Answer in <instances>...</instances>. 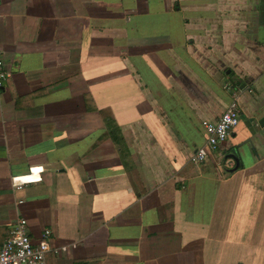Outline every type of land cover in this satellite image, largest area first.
Masks as SVG:
<instances>
[{"label": "crops", "instance_id": "obj_1", "mask_svg": "<svg viewBox=\"0 0 264 264\" xmlns=\"http://www.w3.org/2000/svg\"><path fill=\"white\" fill-rule=\"evenodd\" d=\"M0 48V248L25 218L45 264H264V0H0Z\"/></svg>", "mask_w": 264, "mask_h": 264}, {"label": "built area", "instance_id": "obj_2", "mask_svg": "<svg viewBox=\"0 0 264 264\" xmlns=\"http://www.w3.org/2000/svg\"><path fill=\"white\" fill-rule=\"evenodd\" d=\"M11 76V71L5 63L3 52L0 48V89ZM249 91H252L250 88ZM238 96L234 93L226 109L214 120L204 119L201 124L206 132L205 143L196 148L189 157L191 164L197 165L207 159L208 151L216 149L222 142L228 139L230 133L239 122ZM225 166L233 167L232 158L225 159ZM43 166H30L28 172L11 178L14 189H20L23 185L41 181ZM19 203L22 200L18 201ZM50 229L46 228L41 233L37 242L31 238L25 218H18L9 229L0 248V264H45L48 252L60 253L67 250V246L52 247L50 244Z\"/></svg>", "mask_w": 264, "mask_h": 264}, {"label": "water", "instance_id": "obj_3", "mask_svg": "<svg viewBox=\"0 0 264 264\" xmlns=\"http://www.w3.org/2000/svg\"><path fill=\"white\" fill-rule=\"evenodd\" d=\"M231 157H232L233 159H235V161H236V157H235V156L232 155ZM236 165H237V162H236ZM236 165H235V166H236Z\"/></svg>", "mask_w": 264, "mask_h": 264}]
</instances>
